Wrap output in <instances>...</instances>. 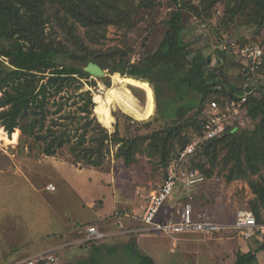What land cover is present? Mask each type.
Wrapping results in <instances>:
<instances>
[{"label": "trees", "instance_id": "1", "mask_svg": "<svg viewBox=\"0 0 264 264\" xmlns=\"http://www.w3.org/2000/svg\"><path fill=\"white\" fill-rule=\"evenodd\" d=\"M199 2L195 5L193 0H168L170 9L161 21V41L151 45L158 28L153 21L149 35L134 46L129 37L137 30L138 20L154 18L165 4L161 0H0V125L9 136L16 134L18 139L19 129L15 128H22L26 135L20 141L22 146L27 143L29 149L38 148L48 156L68 146L74 164L105 172H109L105 164L114 149V155L123 158L127 166L135 162L139 152L158 155L167 165L194 135L202 133L205 108L212 99L242 91L240 83H231L228 76L229 70H240L243 61L230 48L206 51L210 34L235 25L252 30L255 40L264 39V0ZM220 2L224 3L222 21L207 23L203 16L212 17ZM187 12L198 23L193 28L204 24L206 29L212 27L210 33L199 34L195 40L193 34L187 35ZM109 25L124 30L123 46L93 48L91 43L101 42ZM81 27L85 29L83 33ZM61 31L70 45L58 39ZM221 36L218 45L227 39ZM198 41L203 45H197ZM240 41L253 43L245 35ZM88 61L98 63L109 73L119 72L150 82L158 80L157 97L169 83L177 93V105L166 104L160 128L131 136L125 132L121 135L117 125L110 133L92 115L95 102L91 90L81 91L84 81L95 84L84 66L78 64ZM239 77L243 82L242 73ZM190 92L196 93L198 99L185 101ZM248 107V116L255 126L230 129L205 140L191 165L199 167L207 178L223 175L228 183L247 181L254 195L248 208L264 223V83L250 95ZM124 117L147 127L154 123L152 119L134 120L126 114ZM127 236L130 244L139 248L136 232ZM260 250H264V241L254 250L239 251L232 264H249L257 259L256 252ZM141 263L157 264L148 254L143 255Z\"/></svg>", "mask_w": 264, "mask_h": 264}, {"label": "rangeland", "instance_id": "2", "mask_svg": "<svg viewBox=\"0 0 264 264\" xmlns=\"http://www.w3.org/2000/svg\"><path fill=\"white\" fill-rule=\"evenodd\" d=\"M161 1L165 4L159 7L154 18L150 16L149 18H140L138 20L139 26L137 30L129 37V43L131 45H138L149 35V29L153 21L157 22L158 28L156 27L154 30L155 34L153 35L151 45L155 46L161 41L164 35L161 21L168 16L170 9L168 0ZM193 3L195 5H200L199 0H193ZM223 7L224 3L220 2L213 9L212 17L208 18L203 16L204 20H207L209 24H213L217 20L221 22L224 16ZM219 22L218 24H220ZM185 23L187 35L193 34V40H195L199 34L208 35L212 29V27L206 29L202 26L196 29L193 28V26L196 27L198 23H194L193 15L189 12L185 13ZM54 28H56L55 25ZM80 29L82 33L85 31L83 27ZM251 32L252 30L250 29L235 25L221 28L218 34H210L211 38L208 47H205L206 51L215 52L218 46V37L221 35L239 42L243 40L244 35L252 42L263 40L261 39L262 37H259V39H257V37L256 40L253 39ZM60 33V38L58 39L70 45L66 40L65 33L63 31ZM123 41L124 30L118 29L115 25H109L106 31V37L102 38L101 42L96 44L91 43V45L93 48H103L107 50L110 47L123 46ZM197 43L199 46L203 45L201 41ZM78 64L85 66L83 62ZM239 71V69L229 70L228 77H230L231 83H242V81H240ZM114 74L115 73H109L107 70L106 76H91L90 79L95 84L91 85L84 81V87L81 91L87 89L91 90L94 101V95L96 93L103 94L115 83L119 84L118 81H114ZM148 82L151 84L154 91L155 111L147 120L152 119L154 121L153 125L147 127L146 125L137 124L134 121H127L124 114L131 116L134 120L141 121L142 119H137L127 112H124L122 109L115 108L112 109L115 121L112 126L107 127L110 133H113L118 125L121 135L125 132L131 136H135L148 133L153 128H160L161 125L164 124V119L161 118V115L166 104L177 105V100H175L177 93L172 85L167 83L164 85L163 94L157 97L155 86L158 84V80ZM132 86H130V88L138 100L137 104L139 103L140 105L138 104V106L143 108L146 104V93L142 88ZM198 97L196 93L190 92L186 96L185 101H193L198 99ZM71 108L74 109L75 106L73 105ZM94 110L95 106L93 107L92 115L96 116L98 121H100ZM156 117H158V120L155 119ZM247 122V125L250 127H254L256 124L249 118ZM0 127L4 128L2 125H0ZM16 129H19V139L17 143L8 144L0 140V163L3 165V169L6 170V172H0V264L7 260H13L16 256L33 254L39 250L51 248L55 244L64 245V247L59 249L57 254L59 259L67 262V264H142L141 261L144 254L152 256L157 264H192L194 262L197 264H232L236 261L239 251L245 252L250 249L254 250L264 241V235L246 238L233 231L214 232L209 235L197 232H180L173 235H176V237H179L182 241L186 239L185 245L181 243L180 250L183 249L194 254V260H196L186 262L182 259L181 255L176 252L178 248L173 246L172 239L163 232H136L135 239L137 240L139 248L133 247L130 244V236H127L128 233L126 235L118 234L106 237L102 240L89 243H81L79 242L80 239L67 240V238L62 237V235H65L61 233L63 225L47 227L49 224L44 222L41 223V220L37 222L36 220L35 215L39 216L37 218L43 219L48 212L44 209L43 198H38L30 190V182L25 175L30 174L29 168L27 167L28 165L32 171H35L31 165L37 166L33 163H37L40 158L47 157V155L41 153V150L38 148L29 149L27 143L25 145L23 144L24 146L20 145L22 144L20 143L21 139H25L24 137L26 135L22 128L17 127L15 130ZM115 150L116 149L112 150L110 158L105 164V167L109 168V172L113 170V176L116 178L115 181H112L111 174L95 168H92L93 170L86 168L85 165L82 164L76 165L85 167V171L83 172L77 171L74 164L70 162L54 164V167L46 164V168L56 180L61 178L60 174L66 177L70 181L69 185H72V187L77 186L76 183L79 181V186L85 189L84 194L86 197L84 196V198L86 199L88 196L92 195L95 198V203L101 205L96 208V210L99 213L101 211L102 216L106 217L108 215V217H111L114 213L115 201L129 204L130 208L128 209H130V214H135L136 211L132 213V210L141 207L146 199H148L147 196L150 192L158 188L163 182L166 163L161 161L158 155H149L147 152H139L135 162L127 166L123 158H117L116 155H114ZM55 157L56 160L72 161L68 146H64L60 149ZM50 162L53 163V159L50 158ZM46 168L44 167L42 171H45ZM60 183L61 188L65 185L63 186L64 192L61 194V198L67 201H73L78 197L74 195L75 193L70 192L71 190L68 184L63 182ZM201 187H203V191H198L197 198L194 196L190 197L191 203L193 204L195 212L197 211V213L205 214L204 217L214 221H232L235 218L237 210L248 208L249 200L254 197L247 181L236 180L228 183L223 175H215L212 178H207L205 185ZM174 193L166 201V204L174 205L177 202V196ZM193 197L194 199L192 201ZM190 198H188V200ZM36 201H38L37 204H35ZM176 204H178V202ZM128 209H126V211ZM119 210L118 211L121 212L124 209L120 208ZM68 211L71 218L73 216V211L71 208ZM98 224H95V226L98 227ZM81 226H83V224ZM86 226L88 225H84L83 228ZM48 229H50L49 232L54 233V235L42 237V234ZM34 236L35 238L30 240ZM11 238L16 239L18 242L12 245V243L8 242ZM23 239L29 240V242H23ZM163 239H165V241H163ZM136 249H138V251ZM256 255L257 259H254L249 264H264V250L256 252Z\"/></svg>", "mask_w": 264, "mask_h": 264}, {"label": "built area", "instance_id": "3", "mask_svg": "<svg viewBox=\"0 0 264 264\" xmlns=\"http://www.w3.org/2000/svg\"><path fill=\"white\" fill-rule=\"evenodd\" d=\"M201 26L204 27V24ZM217 47L219 49L230 48L233 54L243 61L244 66L239 71L244 76V80L240 84L242 91L231 97L210 101L205 108L206 122L202 133L194 135L191 141L168 161L163 182L158 188L150 192L146 207H140L141 215L135 213L141 221L140 226L127 225L125 218L130 217L131 214L126 213L118 216L113 230H104L95 225L86 226L83 228L85 234L79 242L89 243L118 234L125 235L131 232L144 231L163 232L169 235L180 232L212 234L214 232L233 231L246 238L264 235V223L259 222L249 208L237 210L235 218L230 222L214 221L207 217H196L193 204L190 199H186L187 197L180 204L181 208L177 209V216L159 218L161 208L173 195L177 186L181 185L186 191L185 195H188L205 183L207 179L205 173L199 167L191 165L192 159L205 140L213 139L230 129L238 130L248 126L249 97L259 84L264 83V39L244 44L227 38ZM46 188L54 191L56 185L48 183ZM41 261L45 264H64L59 259L56 249L40 252L10 264H37Z\"/></svg>", "mask_w": 264, "mask_h": 264}, {"label": "crops", "instance_id": "4", "mask_svg": "<svg viewBox=\"0 0 264 264\" xmlns=\"http://www.w3.org/2000/svg\"><path fill=\"white\" fill-rule=\"evenodd\" d=\"M50 158L53 159V163L50 162ZM66 162L73 163L72 161H68V160H58V159L56 160L55 155H53V156L47 155V157L45 156L44 158H40L37 163L36 162L33 163L37 166L31 165V167H33L35 171H32L29 165L27 166L29 168L30 174L25 175V176H27L29 179V182H30L29 188L38 198H43L44 209H46V211L48 212V214H45L43 219L37 218L39 216L35 215L37 222L41 220L40 221L41 223L44 222V223L49 224L47 227H52V226L54 227V226H58V225H63L61 233L65 234V235L64 236L62 235V237L67 238V240H69V239H78V240L81 239L85 234V231L83 230L84 225H95V224L99 223L98 227H102V228H104V230L109 231V230L115 229V223L117 221L116 219L118 218V216L124 215L126 213L130 214V212H129L130 209H128V208H130V205L125 204L123 202L115 201L114 213L111 215V217H108V215L106 217L102 216L101 211L99 213L96 210V208H98L101 205L95 203V198L92 195L88 196L86 199L84 198V196L86 197V195L84 194L85 189L83 187L79 186L80 185L79 181L78 182L76 181L77 186L72 187V185H69L70 181L66 177H64L63 175L60 174L61 178L59 180H56L55 178H53L51 172L46 168V164L50 165L51 167H54V164H60V163H66ZM2 166L3 165L0 163V172H6V170L3 169ZM74 166H75L76 170L79 172L85 171L86 166L81 167V166H77L76 164H74ZM44 167L46 168V170L42 171ZM86 168L92 169L94 167H86ZM105 173L112 175V181L116 180V178H114V176H113V173H114L113 170L110 172H105ZM48 182L54 183L56 185V190H54V191L48 190L46 188ZM60 182L68 184V187L71 190L70 192L75 193L74 195L78 196V197H76L75 200H73V201H67V200H64L63 198H61L62 197L61 194L64 192L63 186H65V185H63L61 188ZM204 185H205V183L201 184L193 193L188 194V195H185L186 191L181 185L177 186L174 194L177 196L176 199H177L178 204H176L177 203L176 202L174 205L172 204L173 205L172 206V205L166 204V202H165V204L163 205V207L161 208V211L159 213V218L165 219V218L170 217V216H177V209L180 207V204L183 202L185 197H187L186 199H188L192 196L197 198L198 197V191L199 190L203 191L202 190L203 187H201V186H204ZM85 188H86V186H85ZM148 197H149V195L147 196V198ZM194 197L192 198V201H193ZM190 200H191V198H190ZM37 203H38V201H36L35 204H37ZM147 203H148V199H146L145 203L142 204V206L146 207ZM131 205H133V204H131ZM70 208L73 211V214H72L73 216L71 218H70V215L68 213L69 212L68 210ZM120 208H123L124 210L119 212ZM126 209H128V210L126 211ZM134 211H136L138 213V215H141L142 210L140 209V207H138L135 210L133 209L132 213ZM119 213H121V214H119ZM194 214L196 217H198V216L204 217L205 216V214L197 213V211L195 212V209H194ZM138 215L131 214L130 217H126L125 218L126 224L130 225L132 227L140 226L141 221L138 219ZM82 224H83V226H81ZM49 231H50V229H48L46 232H44L42 234V237H45L46 235L47 236L54 235V233L49 232ZM197 233H200V232H197ZM55 234H58V233H55ZM166 235H168L172 239L173 246L175 248H178V249H176V252H178L181 255V257L184 261H186V262H188L190 260L196 261V260H194L195 259L194 254H191L189 251H186L183 249L180 250L181 243L183 245H185L186 239H183L184 241H182L179 237H176V235L175 236L169 235V234H166ZM206 235H209V234H206ZM34 238H35V236L32 237L30 240H33ZM25 240L26 239H23V242H29V240H26V241ZM163 241H165V239H163ZM8 242H10V243H12V245H14V243H16L18 241H16V239H14V238H11L10 241H8ZM15 245H17V244H15ZM55 245L52 246L51 248L39 250L33 254H25V255L16 256V257H14L13 260L4 261V262H2V264L14 263L16 261L32 257V256H34L40 252L53 250V249H56L57 253H58L59 249L64 247V245H58V244H55ZM13 247H15V246H13ZM61 262L64 264H67V262H64V261H61ZM192 264H197V263L194 262Z\"/></svg>", "mask_w": 264, "mask_h": 264}, {"label": "bare ground", "instance_id": "5", "mask_svg": "<svg viewBox=\"0 0 264 264\" xmlns=\"http://www.w3.org/2000/svg\"><path fill=\"white\" fill-rule=\"evenodd\" d=\"M115 83L105 93H96L94 95L95 114H97L101 123L104 126L110 127L115 121L112 109L119 108L124 112L134 116L137 119L147 120L155 111V96L151 84L148 81L136 79L131 76H123L116 72L113 76ZM140 87L146 93V104L142 108L138 106L137 99L134 96L130 86ZM132 86V87H133ZM140 105V104H139ZM0 140L8 144H15L18 142V136L13 134L9 136L4 128L0 127Z\"/></svg>", "mask_w": 264, "mask_h": 264}, {"label": "water", "instance_id": "6", "mask_svg": "<svg viewBox=\"0 0 264 264\" xmlns=\"http://www.w3.org/2000/svg\"><path fill=\"white\" fill-rule=\"evenodd\" d=\"M84 70L93 77H103L107 75V70L94 61H88L84 66Z\"/></svg>", "mask_w": 264, "mask_h": 264}]
</instances>
